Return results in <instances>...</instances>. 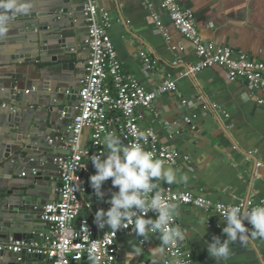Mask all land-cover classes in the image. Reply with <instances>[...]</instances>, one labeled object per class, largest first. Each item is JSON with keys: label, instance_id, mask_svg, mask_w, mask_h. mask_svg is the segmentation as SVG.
<instances>
[{"label": "crops", "instance_id": "1", "mask_svg": "<svg viewBox=\"0 0 264 264\" xmlns=\"http://www.w3.org/2000/svg\"><path fill=\"white\" fill-rule=\"evenodd\" d=\"M66 1L58 11L44 13L37 8L34 14L38 18L44 15L43 19L56 27L66 25L63 34L80 35L85 42L87 26L82 14V1ZM181 1L182 6L193 13L205 42L264 60V0ZM149 2L159 13L168 40L152 23L146 0H99L98 5L102 16L106 15L112 22L107 36L123 69L136 76L147 90L156 89L167 78L173 79L178 86V94L159 96L153 111L145 112L141 122L142 128H152L161 143L178 154L175 166H165L175 170L176 181L167 184L157 180L156 189L172 187L176 191H193L222 203L244 198L264 199V107L257 105L255 96L245 84L230 82L224 70L218 67L188 75V69L199 63L194 47L175 29L169 16L161 9V0ZM12 11L0 7V16ZM10 23L8 18L0 23V28ZM18 27L25 26L21 24ZM14 32L19 33L17 30ZM141 51L150 53L156 60L154 70L143 68L139 58ZM6 54L0 52V115H7L18 108L21 115L26 114V118L19 121L30 126L34 138L45 139L54 135L53 145L57 144L55 149L58 155L62 154L61 141L68 136L66 143L70 137L69 126L76 113L78 97L66 106L61 103L60 91L55 95L53 92L60 81L71 78L66 92L75 90L78 93L86 74L87 50L80 46L69 56H65L63 51L59 55L49 53L38 62L18 65H13L11 57ZM17 80L16 90L20 97L14 101L11 86ZM29 81L33 84L28 85ZM182 99L187 101L186 106L181 104ZM185 116L196 117L197 131L193 132L183 124ZM3 130L0 127V131ZM90 134L88 129L83 132L82 149L90 147ZM5 152L3 147L0 151V210L7 208V203L5 205L2 201L8 191L33 184L34 168L43 175L41 183L44 186L40 188L46 199L39 205L42 210L45 200L51 197L47 184L59 179L54 163L58 155L42 153L35 162L29 161L24 153L5 159ZM259 162L263 164L261 167L257 166ZM95 173L92 166L82 182V187L86 188L84 215L91 219L95 218L98 210L106 211L110 207L108 201L118 190L109 179L102 186L104 197L98 199L90 185V177ZM177 213L180 229L185 233L183 241L194 251L198 264H264V238H249L246 243L238 239L229 245L231 252L227 259H216L209 255L208 244L214 236L221 240L226 238L222 231L226 222L220 221V226H209L207 217L200 211L181 206H177ZM48 228L42 220L37 222L36 228L28 235L30 239L25 240H41V235ZM11 238L22 239L17 235ZM143 239L135 233L119 232L117 264H163L160 237L150 239L145 245H142ZM7 241L0 237V244ZM136 248L140 249L139 255L134 251ZM30 262L49 264L45 258Z\"/></svg>", "mask_w": 264, "mask_h": 264}, {"label": "built area", "instance_id": "2", "mask_svg": "<svg viewBox=\"0 0 264 264\" xmlns=\"http://www.w3.org/2000/svg\"><path fill=\"white\" fill-rule=\"evenodd\" d=\"M81 1L87 26L86 74L77 93L78 106L69 126L70 137L66 143L62 140V154L54 160L61 187L56 190L57 199L44 206L41 214V220L49 228L41 235V240L10 238L7 243L0 244V253L20 255L25 252L41 256L49 264H117L119 232L134 234V231L129 226L113 233L107 226L99 228L95 218L84 215L86 188L82 187L83 176L89 174L94 166L91 156L101 152L107 154L104 138L109 134L120 137L125 146L138 142L165 166H175L178 163L177 152L162 144L152 128H142L141 122L145 112L153 111L159 96L178 94V86L173 79L167 78L156 89L147 90L136 76L127 73L107 36L112 22L106 15L102 16L99 0ZM146 4L152 23L168 40L159 13L153 9L149 0H146ZM161 9L169 16L175 29L194 47L199 63L188 69V75L218 67L224 70L230 82L245 84L255 96L257 105L264 107V60L205 42L193 13L182 6L181 0H161ZM139 58L146 71L156 68L157 62L150 53L141 51ZM181 104L186 106L187 101L182 99ZM195 121V116H185L183 124L195 132ZM87 129L91 131L90 147L82 149V135ZM141 132L144 133L143 138L139 135ZM49 143L53 144L54 140H49ZM262 165L261 162L257 163L258 167ZM157 191L177 206L200 211L207 217L209 226H220V221H225L222 211L229 207L238 206L242 210H250L264 205V199L252 198L232 203L216 202L193 191H176L172 187L154 189L149 193V199ZM148 216L156 218L154 212H149ZM172 226L180 227L177 216ZM246 226L251 228V225ZM154 237H160V234L154 232L143 237L142 245ZM162 263L198 264V261L194 251L183 240H178L175 245H163Z\"/></svg>", "mask_w": 264, "mask_h": 264}, {"label": "clouds", "instance_id": "3", "mask_svg": "<svg viewBox=\"0 0 264 264\" xmlns=\"http://www.w3.org/2000/svg\"><path fill=\"white\" fill-rule=\"evenodd\" d=\"M4 9H16V0H9L0 4ZM7 16H0V23L7 20ZM140 137H144L141 132ZM104 143L108 149L91 156V161L96 173L90 177V185L98 199L105 195L102 191L103 184L111 179L114 188L110 200V207L105 211L100 209L95 214V222L99 228L107 226L113 233L120 229L132 226V231L139 237H147L150 233H159L162 245H175L178 240L185 238V233L179 226H172L176 217L177 205L165 199L157 191L149 199V193L156 189L154 181L162 180L167 184L176 181L175 170L165 167L164 163L154 158L151 151L144 149L143 145L133 142L123 145L120 137L109 134L105 136ZM149 212L155 213V219L148 216ZM226 226L222 231L226 238L221 240L214 236L208 244V253L216 259H227L230 255L229 245L236 240L246 243L249 238H264V205H259L250 210H242L232 206L222 211ZM246 225H251V228ZM163 249H161L162 251ZM137 255L140 249H134Z\"/></svg>", "mask_w": 264, "mask_h": 264}, {"label": "water", "instance_id": "4", "mask_svg": "<svg viewBox=\"0 0 264 264\" xmlns=\"http://www.w3.org/2000/svg\"><path fill=\"white\" fill-rule=\"evenodd\" d=\"M7 2H9V0H0V4ZM65 2L67 1L51 0L48 2L47 0H16L17 8L25 12H19L13 9L11 13L6 15L11 23L5 28H0V52L7 53L6 55L11 57L10 60L12 64L18 65L38 62L40 59L46 58L49 53L59 55L63 51L65 56H69L76 53V49L80 46L86 49L85 42L81 40L82 36L62 33V30L66 29V25L65 27H56L48 24V22L43 19L44 15L38 18V16L34 14L37 8L44 13L47 11L53 13L54 11H58ZM52 7H54V9ZM21 24L25 27H18ZM16 30L19 33L16 34V32H14ZM70 80L71 78H64L53 92L55 95L60 91L59 97H62L61 103L66 106H68L70 102L77 100V92L75 90L66 92L70 87ZM18 82V80L14 81L11 86V90L14 93V101L20 97V94H18L16 90ZM27 83L28 85L33 84L31 81ZM22 117L26 118V114L21 115L18 112V108H14L12 113H8L7 115H0V127L4 129L3 132L0 131V151L5 147L6 152L4 158L10 159L12 155L16 156L24 153L27 155L29 161L36 162L44 153H50L54 156L58 155V150L55 149L57 144L53 145L48 143L49 140H56V137L51 134L46 136L45 139L38 138L36 140L31 134L33 130L30 126L25 122L21 123V121H19ZM66 138H68V136L62 139L65 141ZM43 141H45V144ZM48 145L50 146L48 147ZM1 164H3V162H1ZM35 169L37 168L33 169V172H36L33 184H25L21 187L18 186L13 188L11 191L7 192V197L2 201L5 205L7 203V208L0 210V237H5L9 240L11 237L17 235L21 236L24 240L30 239L28 235L36 228L37 222L41 221L43 208L40 210L39 205H41V200L46 198L42 193L43 189L40 188L44 186L41 183L43 175L40 171H35ZM58 180L59 179H56L54 182L47 184L48 193L53 198L50 197L45 200V206L47 203L56 200V190L61 187V183ZM31 191H34V193ZM40 191L41 193L39 194ZM31 260H37L39 262L42 260V257L30 255L25 252L20 255L6 252L0 253V264H31ZM84 264L87 263L85 262Z\"/></svg>", "mask_w": 264, "mask_h": 264}]
</instances>
